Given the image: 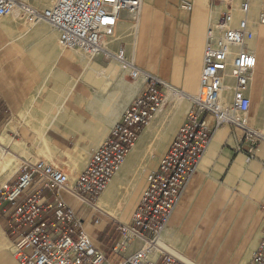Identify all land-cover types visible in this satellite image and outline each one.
<instances>
[{
	"label": "crops",
	"instance_id": "0c3cea01",
	"mask_svg": "<svg viewBox=\"0 0 264 264\" xmlns=\"http://www.w3.org/2000/svg\"><path fill=\"white\" fill-rule=\"evenodd\" d=\"M180 1L143 0L139 21L132 22L131 50L105 40L101 52L91 58L62 49L57 30L46 22L28 23L18 11L0 17V183L15 161L19 169L25 161L37 160L62 169L71 183L75 180L144 88L140 76L131 77V70L115 59L116 50L176 91H165L164 107L97 198L99 207L63 194L93 244L114 264L139 247L134 241L115 254L118 224L130 221L147 174L157 167L183 123L188 96L199 88L206 30L216 14L209 0H188L191 12L182 10ZM249 95L251 113L264 100V71L259 77L254 70ZM247 121L256 124L249 115ZM163 131L167 137L159 139ZM2 145L16 155L8 156ZM6 227V218L0 216V264H18ZM263 234L264 143L254 145L240 129L223 124L213 132L161 241L196 264H249Z\"/></svg>",
	"mask_w": 264,
	"mask_h": 264
},
{
	"label": "built area",
	"instance_id": "2783aa9c",
	"mask_svg": "<svg viewBox=\"0 0 264 264\" xmlns=\"http://www.w3.org/2000/svg\"><path fill=\"white\" fill-rule=\"evenodd\" d=\"M255 1L209 0L216 18L206 30L198 91L188 96L183 123L157 167L147 174L146 187L130 221L118 224L120 242L115 254L134 241L139 247L115 264H196L166 246L161 234L213 132L230 124L254 145L264 143V128L255 129L247 121L257 63L249 44L255 27L264 26V0H258L253 18ZM142 4L143 0H50L38 7L25 0H0V17L18 11L28 23L46 22L57 30L62 49L93 57L102 50L103 34L117 25L122 13L138 23ZM180 8L191 12L193 4L181 0ZM114 56L124 61L123 69L131 70V77L140 76L144 88L90 154L75 180L71 183V177L51 163L25 161L15 177L0 187V216L6 218L11 253L18 264H114L93 244L82 218L63 194L94 207L142 131L165 105V91L176 92L159 77L126 61L122 51ZM249 264H264V234Z\"/></svg>",
	"mask_w": 264,
	"mask_h": 264
},
{
	"label": "rangeland",
	"instance_id": "374dc122",
	"mask_svg": "<svg viewBox=\"0 0 264 264\" xmlns=\"http://www.w3.org/2000/svg\"><path fill=\"white\" fill-rule=\"evenodd\" d=\"M25 1H27L28 3H30L34 6H38V7H42L43 5H47L50 2V0H25ZM257 4H258V1L255 3L253 10H252V17L253 18H255V13L257 10V7H256ZM123 15H124V20H122V18H121L120 21L118 22L117 28L115 29V31H117V33H115L114 28H113L110 32L103 34L102 46H105L106 41L110 40L114 44H116L117 47L121 48V46H126L129 50H131L132 45H133V37H134L133 36L134 30L132 27L133 23H132L128 13L124 12ZM254 31H255L254 40L252 42H250L249 45L252 48H254L256 41L261 40L260 41L261 45L259 46V52H255L257 55V63H256L255 70H256V75L260 77L262 71H264V26H256ZM120 51L121 50H119V51L116 50L115 52L118 53ZM249 117L254 118L255 123H256L254 125V127L249 124L251 127L255 128V129H263L264 128V100H262L260 102V104L255 105L254 110L251 113H249ZM166 134H167V131H163V133H161V137L159 139H162V137H163V139H164V137H167ZM158 142L155 143V145H154L155 149L158 148ZM168 144H169V142H168ZM8 159L15 160L14 158H8ZM16 162L17 161H15V165L8 166L7 173H6L7 177L4 180L5 182L7 180H9V179L11 180L15 177L14 173L16 172V170L18 169V166L20 165V162H18V163H16ZM4 183H0V185L4 184Z\"/></svg>",
	"mask_w": 264,
	"mask_h": 264
},
{
	"label": "bare ground",
	"instance_id": "6f19581e",
	"mask_svg": "<svg viewBox=\"0 0 264 264\" xmlns=\"http://www.w3.org/2000/svg\"><path fill=\"white\" fill-rule=\"evenodd\" d=\"M133 23H135V22H133ZM101 47H102V43H101ZM114 56V55H113ZM115 57V59L120 63V65L122 66V68H123V64H124V61L120 58V57H116V56H114ZM91 58V57H90ZM130 68H133L132 67V65L131 64H129L128 65ZM127 66V67H128ZM128 69V68H127ZM177 98H181V96L180 95H177L176 96ZM1 144V143H0ZM3 146V145H2ZM3 149H4V152L5 153H7V155L8 156H15L16 154H15V152L14 151H12L11 149H9L8 147H6V146H3ZM18 157V156H17ZM20 157V156H19ZM100 201L99 202H97L95 205H94V207H99L100 206Z\"/></svg>",
	"mask_w": 264,
	"mask_h": 264
}]
</instances>
